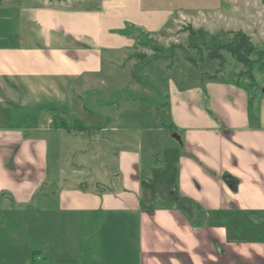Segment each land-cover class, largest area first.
I'll use <instances>...</instances> for the list:
<instances>
[{
	"label": "crops",
	"instance_id": "0c3cea01",
	"mask_svg": "<svg viewBox=\"0 0 264 264\" xmlns=\"http://www.w3.org/2000/svg\"><path fill=\"white\" fill-rule=\"evenodd\" d=\"M176 1L0 0V264H264V98L173 91L172 133L147 125L145 156L129 137L79 142L117 130L78 119L101 52L123 59L124 33L159 34L173 12L227 16L228 0Z\"/></svg>",
	"mask_w": 264,
	"mask_h": 264
},
{
	"label": "rangeland",
	"instance_id": "374dc122",
	"mask_svg": "<svg viewBox=\"0 0 264 264\" xmlns=\"http://www.w3.org/2000/svg\"><path fill=\"white\" fill-rule=\"evenodd\" d=\"M193 2L194 0H185V2L178 0L174 3L187 7ZM227 4L225 9L228 12H226L225 20L217 16L207 20L205 16L186 10L173 12L174 18L168 22L166 30L156 35H148L130 28L124 34L132 35L130 38L134 40V43L128 51L124 52L123 59L115 50L101 52L104 63L96 76L103 82L102 84L98 82L93 92L86 93L85 105L89 111L80 114L78 119L82 126L98 124L103 126L110 118L114 121L117 130L99 134L87 133L85 130V133L79 137L80 144L89 148L101 139L109 140L113 145H122L124 139L129 137L134 139L136 151L141 156H145L148 152L146 126L153 125L155 121L170 125L167 104L173 91L192 89L205 91L209 83L235 84V75L241 71L242 67L228 55H224L225 63L218 73H216L218 70L216 61L205 60L196 68L187 61L188 58H196V51L189 49L187 45L185 29L189 25L195 30H203L208 36L219 37L222 42L230 40V32L242 31L250 37L257 48L264 50V3L262 0H228ZM111 58L116 61V64L113 61L109 63ZM147 61L149 63L145 66ZM132 70L148 84L147 87L132 81ZM213 75L216 76L215 79H209ZM255 80L257 83L255 89L249 88L248 83L242 80L238 85L244 87L251 95L254 94L255 98H264V72L255 73ZM206 93L204 94L207 97ZM255 98L253 100H256ZM258 100L254 102L253 109L256 108ZM105 102L106 105L103 104ZM112 127L111 125L109 128ZM163 134L167 135V133ZM71 142L77 141L71 140ZM160 144L162 145V141ZM161 145H156L157 149H161ZM160 156V152H157L155 157ZM89 158L88 152V161ZM76 159L77 156L73 161ZM115 168V165H109L108 172L111 173L109 175L112 178L116 174ZM95 169L97 170V166Z\"/></svg>",
	"mask_w": 264,
	"mask_h": 264
},
{
	"label": "trees",
	"instance_id": "16d2710c",
	"mask_svg": "<svg viewBox=\"0 0 264 264\" xmlns=\"http://www.w3.org/2000/svg\"><path fill=\"white\" fill-rule=\"evenodd\" d=\"M50 2H62L67 0H48ZM264 3V0H262ZM187 33V45L189 49L196 51V58H188L187 61L193 66L197 67L199 64L207 61L218 62V73L225 63V56L228 55L237 64L241 65L242 69L235 75L236 85L239 81L248 83L249 88L256 87L255 73L264 71V50H260L255 46L250 37L242 31L230 32L231 38L228 42H222L217 36H208L203 30H195L190 25L185 29ZM208 39V40H206ZM160 51V50H157ZM149 61L145 62L147 66ZM215 75L210 76L209 79H215ZM132 81L140 86L147 87L148 84L143 81L138 74L131 71ZM253 103V97L251 98ZM250 101V107L252 106ZM168 105V104H167ZM160 126L172 133V126L166 125L160 121ZM64 130L66 127H63Z\"/></svg>",
	"mask_w": 264,
	"mask_h": 264
},
{
	"label": "water",
	"instance_id": "95a60500",
	"mask_svg": "<svg viewBox=\"0 0 264 264\" xmlns=\"http://www.w3.org/2000/svg\"><path fill=\"white\" fill-rule=\"evenodd\" d=\"M171 137H172L174 140H176L178 143H180V139H179V137L177 136V134L173 133V134L171 135Z\"/></svg>",
	"mask_w": 264,
	"mask_h": 264
}]
</instances>
